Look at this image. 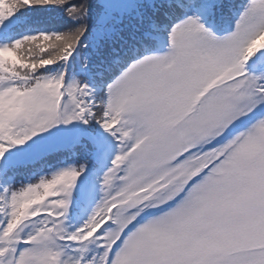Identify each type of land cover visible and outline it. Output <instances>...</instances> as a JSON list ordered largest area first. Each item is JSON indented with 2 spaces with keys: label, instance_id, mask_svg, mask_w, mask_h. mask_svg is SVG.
I'll use <instances>...</instances> for the list:
<instances>
[{
  "label": "snow or ice",
  "instance_id": "snow-or-ice-1",
  "mask_svg": "<svg viewBox=\"0 0 264 264\" xmlns=\"http://www.w3.org/2000/svg\"><path fill=\"white\" fill-rule=\"evenodd\" d=\"M0 264H264V0H0Z\"/></svg>",
  "mask_w": 264,
  "mask_h": 264
},
{
  "label": "trees",
  "instance_id": "trees-1",
  "mask_svg": "<svg viewBox=\"0 0 264 264\" xmlns=\"http://www.w3.org/2000/svg\"><path fill=\"white\" fill-rule=\"evenodd\" d=\"M52 19L56 20V19H59L58 15L54 14Z\"/></svg>",
  "mask_w": 264,
  "mask_h": 264
}]
</instances>
